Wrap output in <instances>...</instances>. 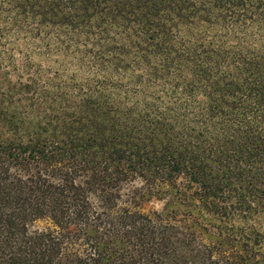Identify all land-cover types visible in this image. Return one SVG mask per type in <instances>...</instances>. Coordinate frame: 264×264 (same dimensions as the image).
Here are the masks:
<instances>
[{"label":"trees","instance_id":"trees-1","mask_svg":"<svg viewBox=\"0 0 264 264\" xmlns=\"http://www.w3.org/2000/svg\"><path fill=\"white\" fill-rule=\"evenodd\" d=\"M262 214L264 0H0V264H264Z\"/></svg>","mask_w":264,"mask_h":264},{"label":"rangeland","instance_id":"rangeland-1","mask_svg":"<svg viewBox=\"0 0 264 264\" xmlns=\"http://www.w3.org/2000/svg\"><path fill=\"white\" fill-rule=\"evenodd\" d=\"M132 186H138L141 187L142 186V181L141 180H137L136 182L133 183V185L131 184L130 186H126L124 193H128L129 189ZM165 207V200L162 198H156V197H152V198H148L143 202L142 208L145 211H161L163 208ZM256 225L259 226L263 231H264V214L260 215L257 219H256ZM47 224L44 221H38L36 222V227H45Z\"/></svg>","mask_w":264,"mask_h":264}]
</instances>
